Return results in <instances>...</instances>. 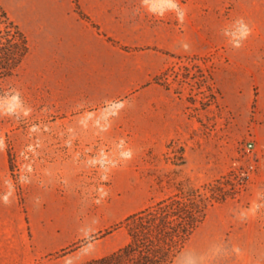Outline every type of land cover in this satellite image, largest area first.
Listing matches in <instances>:
<instances>
[{
  "label": "rangeland",
  "instance_id": "374dc122",
  "mask_svg": "<svg viewBox=\"0 0 264 264\" xmlns=\"http://www.w3.org/2000/svg\"><path fill=\"white\" fill-rule=\"evenodd\" d=\"M96 1L120 8L103 31L120 55L102 68L80 56L71 24L54 11L71 4L99 30L82 10ZM261 1L0 0L29 43L21 65L0 79V168L6 153L8 185L20 196L56 184L83 228L70 246L87 242L65 257L62 249L36 259L31 250L3 251L12 246L0 237V264L107 257L129 243L128 216L182 192L207 204L206 219L173 264H264V139L254 132L264 118ZM201 44L209 46L203 53ZM111 64L161 73L140 84L146 70L124 71L135 80L125 94L88 97L84 89L99 83L119 92ZM228 73L251 83V101L225 99L216 76Z\"/></svg>",
  "mask_w": 264,
  "mask_h": 264
},
{
  "label": "crops",
  "instance_id": "0c3cea01",
  "mask_svg": "<svg viewBox=\"0 0 264 264\" xmlns=\"http://www.w3.org/2000/svg\"><path fill=\"white\" fill-rule=\"evenodd\" d=\"M261 2L260 12L262 19L260 27L262 29V35L259 42L262 45L261 48L264 49V4L263 1ZM58 6L59 8L54 9V11L58 13L57 17L60 21H66L71 24L69 31L75 32L76 38L78 39L77 41L81 44V46H78V52L81 53L80 56L82 58L92 56V58L99 60L98 64L100 68H102L105 64L107 65L104 61L106 57H117L120 55L117 47L110 46L103 39V31L106 35H109V32L105 30L107 23L110 22V20L120 17L118 13L120 11V8H118L119 6H111L96 1L84 8L82 7V10L90 18L92 23L100 26L99 30L90 26L89 23L85 22L74 13L71 4H59ZM113 38L118 41L122 40L116 37ZM204 41L206 40L204 39L201 42L205 43ZM197 44H200V42H197ZM198 47L202 53L209 48V46H205L204 44ZM247 56L248 54L246 53V57ZM110 66L114 73L119 74L116 78L123 84L119 92L112 94V90L109 88L108 83H99L95 85V88H92V90H89L91 88L84 89L83 92L86 94L88 93V97H97L107 101L110 98L123 95L133 82H135L132 78H123L124 71L133 72L137 67H142L146 70L141 64L133 65L131 68L125 67L124 65L119 66L111 64ZM241 66L245 67L246 64L242 63ZM253 66L255 65L253 64ZM148 71L149 69L144 72L142 78L138 81L140 84H146L150 78L161 73H149ZM226 77L222 78L219 77V75L216 76V80L219 79L218 87L225 99H228L232 94L237 95L238 93L240 94V100H245L246 103L252 100L251 83L243 87L241 83L237 82L231 76V73H228ZM261 119L262 124L255 128L254 132L257 138L264 139V118ZM262 155L264 156V152ZM1 158L4 163L0 168V184L3 187L0 188V237H3L2 240L6 245L9 244L12 246V248H3V251L8 249L20 251L31 250L35 252V258L40 259L46 255L59 252L84 238V235L79 233L80 229L83 228L81 225L78 226V212L74 201L72 208L67 205L70 196L64 197L62 202L60 191L56 184H34L30 188H27V190H24L21 196L18 195L16 189L10 186V184L8 185L7 176L10 167L7 154L1 153ZM4 195L6 198L5 200L3 199ZM24 210L27 214L26 228L24 227L26 220L22 216ZM120 211L123 213L122 215H124V210L121 209ZM104 229L105 226L100 227L98 230Z\"/></svg>",
  "mask_w": 264,
  "mask_h": 264
},
{
  "label": "trees",
  "instance_id": "16d2710c",
  "mask_svg": "<svg viewBox=\"0 0 264 264\" xmlns=\"http://www.w3.org/2000/svg\"><path fill=\"white\" fill-rule=\"evenodd\" d=\"M0 79L11 76L29 52L25 34L0 6ZM155 81H158L155 79ZM207 204L194 193L159 201L123 222L129 243L115 253L86 264H173L195 229L205 220ZM105 231L102 235L109 234ZM87 242L61 251L65 257Z\"/></svg>",
  "mask_w": 264,
  "mask_h": 264
},
{
  "label": "built area",
  "instance_id": "2783aa9c",
  "mask_svg": "<svg viewBox=\"0 0 264 264\" xmlns=\"http://www.w3.org/2000/svg\"><path fill=\"white\" fill-rule=\"evenodd\" d=\"M252 148H253V145L250 143V144L247 145L246 151L250 152Z\"/></svg>",
  "mask_w": 264,
  "mask_h": 264
}]
</instances>
